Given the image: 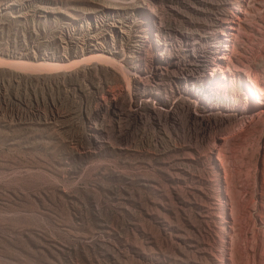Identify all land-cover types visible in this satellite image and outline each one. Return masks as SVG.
I'll list each match as a JSON object with an SVG mask.
<instances>
[{
    "label": "rangeland",
    "instance_id": "1",
    "mask_svg": "<svg viewBox=\"0 0 264 264\" xmlns=\"http://www.w3.org/2000/svg\"><path fill=\"white\" fill-rule=\"evenodd\" d=\"M146 5L185 59L184 34L228 31L244 126L131 103L105 31ZM0 264H264V0H0Z\"/></svg>",
    "mask_w": 264,
    "mask_h": 264
},
{
    "label": "built area",
    "instance_id": "2",
    "mask_svg": "<svg viewBox=\"0 0 264 264\" xmlns=\"http://www.w3.org/2000/svg\"><path fill=\"white\" fill-rule=\"evenodd\" d=\"M143 9L132 13V24L140 16V27L136 31H127V33L105 31L111 37V45L108 46L109 53H116L119 49L125 51L124 46H127V53L124 55L128 65L130 83L126 85L125 92L130 97L131 103L135 102L137 109L148 107L151 113L159 112L162 117V101L163 103L170 102V95L174 98V103L177 101V97H184L189 101V95L184 89L189 84L187 76L194 77L196 84L190 86L195 89L208 88L209 84L216 81L218 86L213 89V95L219 97L220 101L224 103L234 102L235 97L229 93L225 84L227 80L225 72L214 70L215 64L219 63L221 54L215 52L213 47L221 44L220 39L229 41L228 31L223 35L216 34V31H197L196 36L191 35L190 39L191 42H197L195 48L188 47L184 38L183 48L188 54V59H185L171 34L168 31L162 33V11L159 9L158 12L149 5ZM101 33L103 32L101 31ZM222 48L225 47L222 46ZM104 50H107V47H104ZM182 63L185 66L181 68V75H176L174 84L171 83L169 87L162 88V74L165 71L168 72L171 65L178 68ZM190 65H192V69L186 71ZM219 67H221L220 64ZM111 93L115 97V92ZM209 98L208 100H210ZM203 100L206 101L205 96ZM190 103L195 110H197V106L203 109L201 103H197L195 106V102Z\"/></svg>",
    "mask_w": 264,
    "mask_h": 264
},
{
    "label": "bare ground",
    "instance_id": "3",
    "mask_svg": "<svg viewBox=\"0 0 264 264\" xmlns=\"http://www.w3.org/2000/svg\"><path fill=\"white\" fill-rule=\"evenodd\" d=\"M122 24V23H121ZM220 25V24H219ZM116 26H117V23H116ZM124 26V25H123ZM228 27H231V28H233V26H228ZM124 28V27H123ZM120 29H121V27H120ZM217 29H219V27L217 28ZM216 29V30H217ZM123 30V29H122ZM220 31H221V35H223L224 33L226 34V29H222V25H221V29H219ZM125 31V30H124ZM230 35V34H229ZM184 36V38H185V40H186V42H187V46L188 47H190V48H195V47H197V42H191L190 41V39H191V35H189V34H184L183 35ZM226 39L225 40H221L220 39V43L221 44H218V45H215L214 47H213V50L215 51V52H217V53H221L222 51H224V50H226L227 48H228V44L226 43ZM178 42V41H177ZM178 44H179V42H178ZM181 46V45H180ZM222 46H224L225 48H222ZM183 49V48H182ZM103 54V53H102ZM186 55H188V54H186ZM225 55H226V52H224L223 53V55H221L219 58L220 59H222V57H225ZM103 56V55H102ZM51 64H53V65H64V64H62V63H51ZM192 69V65H190V66H188L187 68H186V71H190ZM219 69H221V67H219V63H216L215 64V68H214V70L215 71H218ZM174 72V71H173ZM182 72V71H181ZM187 83H189V84H187L186 86H185V91L187 92V94L189 95L188 96V100L190 101V102H195L194 103V106L198 103V102H200L201 104H202V106H203V113H199L198 112V109L197 110H193L192 111V108H190L189 106H186V110H187V114L189 115V117L190 118H193L194 117V119L196 118V117H199L198 119L199 120H201L202 122H210L212 125V127L211 128H213V127H215V128H217V127H220L223 123H228V124H231L233 121L235 122L236 120H238V119H242L241 120V124H240V126H244L245 124H246V121H248V117L249 116H241L240 117V113H239V110L237 109V107H236V100L234 99V102L233 103H231V104H227V103H224V102H222V101H220V99H219V97L217 98L216 96H214L213 94V89H215L217 86H218V84L216 83V81H214V82H212L211 84H209V86H208V88H205V89H203V88H200V89H198V88H196L195 89V87L193 88V86H190V85H194V84H196V81L194 80V77L193 76H187ZM208 90H210V91H208ZM262 90V89H261ZM263 92L261 91L260 92V94H262ZM204 96H205V99H206V101H204L203 99H204ZM208 97H210L209 99L210 100H208ZM205 104H204V103ZM193 106V105H192ZM176 109V108H175ZM186 112V111H185ZM119 113V112H118ZM175 113H176V111L175 110H173V109H170V110H165L164 111V117L169 121V120H173V118H174V116H176L175 115ZM197 113H199V114H197ZM254 115V114H253ZM151 116H153L152 118H153V121H155L156 123H159L160 124V122H161V119H162V117H161V114L159 113V112H152L151 113ZM243 117H246V118H243ZM177 118V117H176ZM197 119V118H196ZM198 121V120H197ZM200 121V122H201ZM240 121V120H239ZM199 122V123H200ZM238 122V121H237ZM193 123H194V121H193ZM226 123V124H227ZM202 124V123H201ZM198 125V124H197ZM200 126V125H199ZM223 126V125H222ZM225 126V125H224ZM238 126V125H237ZM201 127H202V125H201ZM206 127V126H205ZM209 127V128H210ZM226 127H227V125H226ZM204 128V127H203ZM214 128V129H215ZM223 128V127H222ZM238 129H242L241 127H238ZM222 130V129H221ZM201 131V130H200ZM210 131V130H209ZM218 131V130H217ZM220 131V130H219ZM230 131V130H229ZM232 131V130H231ZM215 132V131H214ZM223 132V131H222ZM233 132V131H232ZM210 133V132H209ZM211 133H213V130H212V132ZM217 133V132H216ZM231 133V132H230ZM235 133V132H234ZM217 135V134H216ZM226 135V134H225ZM209 136H211V135H209ZM214 136V135H213ZM216 137V136H215ZM223 137V136H222ZM229 136L227 135V138H228ZM224 138V137H223ZM227 138H225V140L227 139ZM229 139V138H228ZM227 139V140H228ZM103 140V139H102ZM102 141H100L99 140V144L101 143ZM102 145V144H101ZM221 152V151H220ZM219 154V153H218ZM220 159H223L222 158V155H221V153H220V157H219V160ZM223 164V163H222Z\"/></svg>",
    "mask_w": 264,
    "mask_h": 264
},
{
    "label": "water",
    "instance_id": "4",
    "mask_svg": "<svg viewBox=\"0 0 264 264\" xmlns=\"http://www.w3.org/2000/svg\"><path fill=\"white\" fill-rule=\"evenodd\" d=\"M150 13V12H149Z\"/></svg>",
    "mask_w": 264,
    "mask_h": 264
}]
</instances>
